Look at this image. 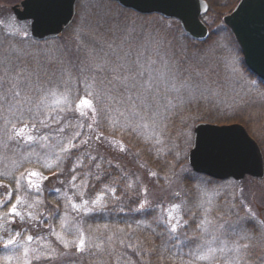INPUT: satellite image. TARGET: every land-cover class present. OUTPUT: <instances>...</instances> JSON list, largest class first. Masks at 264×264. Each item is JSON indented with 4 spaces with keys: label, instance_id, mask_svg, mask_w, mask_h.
Wrapping results in <instances>:
<instances>
[{
    "label": "snow or ice",
    "instance_id": "6c2138e0",
    "mask_svg": "<svg viewBox=\"0 0 264 264\" xmlns=\"http://www.w3.org/2000/svg\"><path fill=\"white\" fill-rule=\"evenodd\" d=\"M129 19L128 14L113 15L114 23L107 27L98 24L94 32L87 34L90 42L80 40L74 48L47 41L43 48L35 50H25L15 44L0 46V121L4 130L0 146L6 150L10 142L29 147L39 143L42 148L53 149L44 157L34 151L21 154L19 161L13 160L10 169L0 171V177L10 178L15 185L0 179V189H6L0 197V209L7 207V211L0 212L3 222L0 229L7 233L5 225L16 224L17 219L22 224L39 228L44 223L43 215L49 220L56 216L60 221L59 231L56 225H48V235L54 237L55 242L22 231H14L4 240L5 249L9 246L13 250L23 249L22 255L16 257L18 264H63L65 258H70L73 264H82L84 259L89 264H151L146 257L155 249L150 252L143 242L133 238L131 225L110 228L104 224L86 229L79 219L83 213L106 210L108 197H114L117 190L114 185L103 184V180L111 178L112 174L105 172L103 156L92 155L86 150L90 141L103 139L109 144L119 143L120 150L126 151L123 140L113 141L98 130L99 118L108 119L113 129L119 124L122 133H136L150 151L155 149L159 153L169 143L175 148L169 125L176 114V105L169 95L193 87L189 83L190 76L184 75L187 70L182 69L180 60L174 53L169 55L167 38L137 31L128 23ZM4 27L9 37L28 38L27 32H21L11 21ZM229 86L217 83L215 89L218 91H215L209 84H204L214 95ZM195 87L199 89L200 85ZM201 96L203 98L202 93ZM70 114H78L89 123L73 124L66 118ZM38 126L48 131L34 135ZM85 127L95 135H82ZM74 128L79 130L63 135L66 129ZM178 135L189 149L194 150V155H202L209 163L219 162L226 155L223 145L196 140L187 121ZM51 136L57 138L55 145L51 144ZM82 147L83 152L80 151ZM73 150L80 153L75 158ZM34 155L36 163L53 177L63 175L61 165L71 160L68 185L72 193L62 192L60 188L51 190L65 204L62 214L58 206L50 213L37 211L44 204L38 198L43 191V182L50 176L36 169L20 170L25 163L33 162ZM85 156L88 165H85ZM184 156L187 157V152ZM85 168L89 170L77 171ZM149 174L156 175L155 172ZM90 178L100 182L102 188L90 199H85ZM59 183L64 185L65 181ZM202 183L205 187L195 186L199 194L196 206L202 210V218L191 237L181 236V230L189 226L183 219V203H172L167 207L152 205L145 188L136 193V207L129 211L139 216H151V221L144 224L146 228H151L153 223L163 226L164 230L156 234L162 238L163 251H171L168 259L173 264H264V222L257 220L243 200L240 201L243 214L235 204L226 202L225 211L213 217L212 212L218 207L215 201L223 193L209 190L207 185L211 181ZM28 191L34 194L31 202L26 198ZM175 195L179 197V193ZM77 197L79 202H76ZM141 223L138 221V226ZM36 239L43 241V245L33 247L32 242ZM185 248H188L187 259L182 254ZM5 259L11 261L13 257Z\"/></svg>",
    "mask_w": 264,
    "mask_h": 264
},
{
    "label": "rangeland",
    "instance_id": "374dc122",
    "mask_svg": "<svg viewBox=\"0 0 264 264\" xmlns=\"http://www.w3.org/2000/svg\"><path fill=\"white\" fill-rule=\"evenodd\" d=\"M9 2V3H8ZM20 2V0H0V21L3 22V25L0 24V46H8L10 44H15L17 47L25 49V50H35L38 48H43L44 44H31V43H17L11 41L9 36L6 33H3L4 25L8 24L10 21L15 23L21 32H29L30 23L29 20H19L13 12L12 5L14 3ZM208 11L204 15V20L210 24L211 31H214V40L213 38H209V42L207 44L197 45L191 42L189 37L185 35V31L177 30L176 32L172 31L171 25L174 23L172 21L169 22H156L151 18L139 19L134 16H130L128 23L134 26L137 31H143L145 34L151 33L152 35L164 36L167 38L169 42L168 51L169 55L172 53L175 54L176 59L180 60L182 69H186L184 75L186 77L190 76L189 83L193 86L188 90L182 89L179 93H171L169 95V99L172 100V103L176 105L174 112L176 113L171 119L174 120L178 125L179 132L184 127V121H187V124L191 126L194 135V127L196 122L198 121H209L216 123H231V122H241L246 127H249L255 137H257L260 141V145L264 154V83H261L256 78H253L248 72L245 71L242 65V57L244 58L241 48L238 44L235 43L234 39L231 40L229 32L224 29L223 25L227 24L224 22V18H219L217 14H213L209 17ZM118 13L124 14H140L137 12H133L130 10L123 9L121 7L116 6L114 3L108 0H80L77 3V14H100L102 18V24L107 27L109 23H114L111 20L113 15ZM156 14V13H154ZM93 23V16L91 17ZM95 31L97 25L96 23L89 28ZM85 30V29H84ZM185 32V33H184ZM91 33V32H90ZM188 34V33H186ZM85 42H90L88 37L83 38ZM236 40V39H235ZM237 42V41H236ZM58 45V44H54ZM238 74V76L236 75ZM203 81V84L201 83ZM217 83H227L230 85L225 89L224 92H220L219 94H212L207 88L204 87V84H209L211 88L215 91V85ZM200 85L199 89L195 86ZM251 89V91H249ZM203 94V98L201 96ZM83 95V92H81ZM212 113L211 115H207V112ZM217 114V115H216ZM70 116V115H69ZM69 116L66 117L69 119ZM81 119V118H80ZM73 124V118L70 120ZM244 121V122H243ZM80 123L85 125L88 124V120L86 118L82 119ZM246 123V124H245ZM3 122L0 121V139L4 138V130L2 128ZM108 125H110L108 123ZM118 131V127L113 129L111 127V131ZM47 129L42 127L37 128V131L33 133L34 135H43L47 132ZM69 131H76V128L65 130L63 135H68ZM178 132V133H179ZM252 134V135H253ZM83 135V134H82ZM111 139L110 137H108ZM113 140V139H111ZM50 141L52 145H55L57 142V138L55 136L50 137ZM100 151H95V142L90 141V147L86 150L91 152L92 155H96L101 153L107 154L108 151L113 150L117 147V144L112 143L109 144L107 140L102 142ZM173 143L176 144V142ZM105 144V146H104ZM177 149L178 153H181L177 159H182L185 152H188L189 148L184 143L183 139L177 134ZM166 148L164 147L163 151L159 154L166 153ZM29 151H34L35 153H39L40 157H44L45 153H50L53 151L52 148H42L39 143L33 144L31 147L26 146L24 144H16L15 142H10L8 148L5 150L2 146H0V171H4L10 169L12 166L13 160L19 161L21 154H26ZM80 151H85L82 147ZM93 152V153H92ZM75 150H73L72 156L75 158L78 156ZM171 153V154H170ZM164 156V158H155V162L159 165L163 163L165 157H169V159H173L174 154L171 151H168ZM54 159V157H52ZM37 157L34 155L32 157V163H25L20 170L23 168L36 169L44 172L45 175H49L50 179L43 182V191L38 197L44 201V204L41 205V208L37 211H43L45 213L54 212V208L58 206L61 210V214L64 211L65 204L62 201L61 197L57 194L53 193L51 190L55 188H60L61 191H68L69 194L72 193V189L68 185V181L71 179V173L68 172V168L71 166V160L63 163L61 167L64 169L63 175H58L53 177L47 172L45 169L41 167V164L36 163ZM85 165H88V159L86 156L84 157ZM124 165V164H123ZM121 162L116 164V160L114 163L112 162V167L118 170L114 172L117 176L112 175L110 180L105 178L103 180V184H109L110 186L114 185L116 187V193L114 197H108L109 203L107 204L106 210L97 211L95 213H83L82 217H80V223L86 229L91 226V228L95 229L98 225H109L110 228L121 227L127 228L128 225L133 227H138L137 222L134 221V216H137L136 213L130 215V217L125 219V217L120 215V209H122L123 202L126 197V204L128 201L133 202V207H136L137 195L138 191L142 192L143 189L148 190L147 199L150 201L152 205H156L155 202L159 203V205H163L165 207L169 206L172 203H183V219L189 222V226L181 230V236L183 238L184 235L191 237L193 232L196 230V225L199 220L202 218V210L198 208V192L196 187L189 189H183V191H178L179 197L172 193V187L170 185H166L167 181H157V185L149 188V183L146 178H144L145 172L142 170H130L131 168H135L133 164H129V168H125ZM118 166V167H117ZM90 167V166H89ZM192 167V165H191ZM126 170H125V169ZM85 169H77V171H86ZM115 171V170H114ZM158 172V169L154 170ZM126 175V178L121 176V173ZM199 174H192L191 178L196 181V186L205 187L202 183L203 181H211L212 183L207 185L209 190L216 189L217 191L223 193L222 196L219 197L217 201H215L218 205L213 212L212 216L217 217L220 212L225 211L226 202L228 204H235L237 209L241 211L243 214L244 209L241 208L240 201L243 200L244 204L250 206L252 211L256 214L257 220L259 222H264V177L258 180L256 185L259 187H253L251 184L252 181L244 183L245 180H236L233 178H227L224 180L216 179L212 176H208L205 173L198 172ZM134 177H132V176ZM159 175V174H158ZM130 176V177H129ZM190 177H188L190 179ZM4 183H12L13 187L15 186L13 181L10 178L0 177ZM60 180L65 181L64 185L59 183ZM78 182V181H77ZM164 182V183H163ZM95 185V187H93ZM117 185V186H116ZM131 185V187H129ZM165 185V186H160ZM261 187V190H258ZM102 188V184L100 182L95 181L94 179H89V187L85 193V199H90L96 193L100 192ZM163 188H167V192H162ZM243 190L242 192L240 190ZM83 190V189H81ZM6 189H0V197L3 196V193ZM159 196V199L153 198L154 196ZM233 195L236 196V199L233 200ZM15 196L13 197V199ZM26 198L31 202L34 198V194L31 191L27 192ZM118 198V199H117ZM142 198V197H141ZM76 202H79V198H76ZM132 205V203H131ZM48 206L49 208H46ZM125 207H123L124 209ZM119 209V211H118ZM7 211V207L0 209V212ZM21 211H24V208H21ZM114 212L112 217L105 215V213ZM122 214V213H121ZM128 214V211L126 212ZM103 215V216H101ZM155 215V213H154ZM106 219V221H99L100 218ZM121 216V217H120ZM47 215H43L41 219L44 223L39 227L32 226L31 224H22L18 219L16 224H7L5 227L7 228V233L3 229H0V264H18V260L16 257L21 256L23 253L22 248H17L16 250L12 249V246H9L7 249L4 248L3 242L8 239L14 231H22L27 232V234H31L34 237L44 236L47 237L48 240L55 242V238L48 235L49 228L48 225L54 224L57 226L56 230L59 231V218L54 216L52 220H47ZM227 218V217H226ZM235 218V217H233ZM128 220V222H127ZM150 220L143 221L142 224L149 223ZM0 223H3L0 221ZM154 223L152 224L153 227ZM250 227H252L250 225ZM40 229H42L40 231ZM152 229V228H151ZM150 229V230H151ZM136 231V230H135ZM199 233H197L198 235ZM133 238L143 242L144 239H139V235L133 234ZM24 237H22L23 239ZM149 240V238H147ZM43 241L36 239L32 242V246L36 247L37 245H43ZM145 248H147L150 252L153 250L152 240L150 239L147 244H143ZM159 252L155 251L150 256H157L153 259L157 261H151V264H173L172 260H169L168 257L171 255V251L164 252L158 245L157 247ZM188 252V248L183 250L184 258L187 259L188 256L186 253ZM13 257L11 261L6 260V257ZM146 259H150V257H146ZM35 264V262H33ZM63 264H73V261L70 258H65ZM82 264H89L87 259L82 261Z\"/></svg>",
    "mask_w": 264,
    "mask_h": 264
},
{
    "label": "water",
    "instance_id": "95a60500",
    "mask_svg": "<svg viewBox=\"0 0 264 264\" xmlns=\"http://www.w3.org/2000/svg\"><path fill=\"white\" fill-rule=\"evenodd\" d=\"M122 6L141 13H160L180 20L183 29L202 40L210 30L202 15L208 11L207 0H116ZM77 0H21L13 5L20 20H31V34L36 39L57 36L72 21ZM248 67L264 80V0H239L224 15ZM198 141H213L226 149L225 157L209 163L202 155L189 151L188 159L197 172L224 179L246 175L264 176V156L255 138L241 122L200 121L194 127Z\"/></svg>",
    "mask_w": 264,
    "mask_h": 264
},
{
    "label": "trees",
    "instance_id": "16d2710c",
    "mask_svg": "<svg viewBox=\"0 0 264 264\" xmlns=\"http://www.w3.org/2000/svg\"><path fill=\"white\" fill-rule=\"evenodd\" d=\"M108 1L114 3L118 7H121L120 4H118L115 1H112V0H108ZM207 1L209 2V9H210L208 12V14H210L209 17H211L213 14H217L218 17L221 19V18H223V16L225 14L230 12L235 7V5L237 4V2L239 0H207ZM121 8H123V7H121ZM123 9H126V8H123ZM126 10L133 11L131 9H126ZM128 15L134 16V17L139 18V19L151 18V19L155 20L156 22L172 21V22H174L171 25V27H172L171 29L173 32H176L178 29L179 30L182 29V26L177 19L166 18L160 14H128ZM92 16H93L94 23L91 19ZM95 23H96V25L102 24V18H101L100 14H89V15L76 14L72 23L69 26H67L66 29L61 34H59L58 36H56L54 38L37 40V39L33 38L29 32L27 33L28 34L27 39L23 38L20 35H17L15 37H9V38L11 41H14L17 43H25V42L28 43L29 42L31 44L37 45V44H45V41H47V42H50V44H58V45L67 46L69 48H74L80 40H83V38L88 37V35H87L88 33L94 32V30H92V27H91V29L89 27L93 26ZM207 23H208V21H207ZM208 25H209V28L211 29V26L209 23H208ZM223 26H224V29H226L229 32L231 40L234 39V35H233L232 31L230 30V28L226 25H223ZM82 30H83V32H82ZM101 31H103V29H101ZM3 33H6L5 28H3ZM185 35H187L189 37V39L191 40L192 43L197 44V45L210 43L209 38H211V39L213 38V40L215 39L214 38V35H215L214 31H211L210 35L204 40H196L186 33H185ZM234 41L237 44L235 39H234ZM237 46H238V44H237ZM242 65H243V68L245 69V71L248 72L253 78H256L261 83H264V81L262 79H260L247 66L243 57H242ZM211 114L212 113H210L209 111L207 112V115H211ZM72 118H73L74 124H76V125H79V122L82 121V119H80L78 114H70L69 119L72 120ZM99 120H100V123L98 125V130L100 132H103L105 137H110L111 139H113V141L123 140V145L126 148V151H121L120 150L121 145L119 143H115V144H117V147H115L113 150L108 151V153L106 155L105 154L102 155L104 157V162H102L103 168H104L106 173L110 172L112 175L117 176L118 170L112 167V162L114 163V161L116 160V164H118V162H121L122 165L124 164L123 166H125V168H127V169L129 168V164L131 163L134 165L135 168L130 167V170H136V169L140 170V171L143 170L145 172L144 178H146L147 182L149 183V186H150L149 188L157 185V181H160V180L164 181V182L167 181L166 185L167 186L170 185L172 187L171 196L173 195L172 193H177L178 191L182 192L183 189L186 190L187 188L189 189L190 186L192 188H194L196 186V181L193 179V177L191 178L190 176H193L192 174H199V173L196 172L193 169V167H191V164L189 162L188 154H189L190 149L187 152V157L183 156L182 159L181 158L177 159L181 153L176 155V153H178L177 146L175 148H172V144L169 143L165 147L167 149L166 153L168 151H171L174 154V157H173V159H169V157H165V160L163 161V163H165V164L162 165V163H161L158 165L154 161L155 158H160V159L164 158V156H166L165 155L166 153L165 154L164 153L159 154L160 152L157 153L155 149L150 151L149 146L145 145L143 143V141L136 135V133H130V134L122 133L120 131L119 124L117 125L118 131H115V130L111 131V126L108 125V123H109L108 119H104L103 117H100ZM198 122H200V121H198ZM198 122H196V124ZM88 123H89V121H88ZM247 128L249 131L251 130L249 127H247ZM77 130H79V129L76 128V131ZM169 130L171 133L172 143L174 140V142H176L175 145H177V134L179 132V129H178V125L175 122V119L174 120L171 119V122L169 125ZM250 132H252V131H250ZM82 134L83 135L84 134L95 135V133H89L88 129L86 127L83 129ZM253 136L260 143L259 139L257 137H255L254 134H253ZM103 141H105V140L102 139L100 142H97L95 140H91V142H95V144H96L94 152L100 151L101 145H103V143H102ZM104 146H105V144H104ZM76 154L79 155L80 153L78 152ZM96 155L101 156V153H98ZM93 163H95V162H93ZM156 169H158V172H160V173H158L159 175L157 174V172L154 171ZM114 172H117V174H115ZM150 172H155L156 175L152 176L149 174ZM120 173H121V176H123V178L127 177L126 175H124V173H122V172H120ZM130 176H132V175H130ZM132 177H134V176H132ZM188 177H190V179ZM106 178L110 180V178H108V177H106ZM259 179H261V178L253 177V176H246L241 180H245L244 183L248 182L249 180L250 181L255 180V182L252 181L253 183L251 185L253 187H259V185L255 184L258 182ZM248 184H250V183L248 182ZM160 186H165V185H160ZM258 190H261V187L259 189H257V191ZM162 192H164V193L167 192V188H165V189L163 188ZM158 197L159 196L157 195V196H154L153 198L161 200ZM126 201L127 200L125 197V200L123 202V205H124L123 207H125V208L123 209V207H122L123 211L120 212V215L125 217V219H127V217L129 218L130 215H133V213H134V212L129 211V209L135 208V207H133V204H134L133 202H135V201H133V200L128 201L127 204H126ZM131 203H132V205H131ZM159 203L155 202L156 205H159ZM46 208H49V207L46 206ZM118 211H119V209H118ZM127 211H128V214H126ZM112 214H114V212L105 213V215H107L109 217H112ZM153 215H154V213H153ZM101 216H103V215H101ZM101 216L98 220L99 221H106V219L101 218ZM134 217H135L134 220H136V221H134L135 223L138 221L143 222L145 220L151 221V216L144 217V216L137 215ZM45 219L49 220L48 217ZM127 222H128V220H127ZM145 224H147V223H145ZM151 228H146V227H144V224L141 223L137 228L133 227L132 229H133V234L139 235V239H142V240L144 239L143 244H147V242L151 239L152 240V246H153L152 249H155V251L159 252L158 251L159 249L156 247L158 245L161 249H163L162 248L163 241H162V238L160 236H158L156 233L162 232L164 229H163V226L158 227L155 223H154L153 227H151ZM153 229H155V231H153ZM147 238H149V240ZM163 239H166V237H164ZM159 254L161 255V253H159ZM160 255H157V256L153 255V256L158 258V257H160ZM153 256H149L150 257L149 260L154 261V263H155L157 261V259L154 260Z\"/></svg>",
    "mask_w": 264,
    "mask_h": 264
},
{
    "label": "flooded vegetation",
    "instance_id": "af4514ba",
    "mask_svg": "<svg viewBox=\"0 0 264 264\" xmlns=\"http://www.w3.org/2000/svg\"><path fill=\"white\" fill-rule=\"evenodd\" d=\"M42 229H40V231H41Z\"/></svg>",
    "mask_w": 264,
    "mask_h": 264
}]
</instances>
